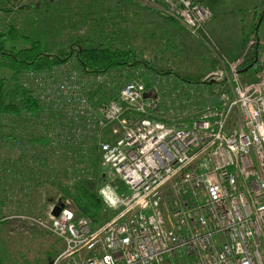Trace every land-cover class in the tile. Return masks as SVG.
<instances>
[{"label": "built area", "instance_id": "1", "mask_svg": "<svg viewBox=\"0 0 264 264\" xmlns=\"http://www.w3.org/2000/svg\"><path fill=\"white\" fill-rule=\"evenodd\" d=\"M144 1L161 2L192 36L214 16L195 0ZM255 45L253 80L240 72L244 57L224 56L201 81L205 90L185 85L161 101L155 87L135 81L99 114L84 98H68L83 124L96 115L99 130H110L100 160L121 185L100 187L116 212L102 224L66 204L58 217L54 206L48 219H33L63 243L50 264H264V42ZM166 110L181 120L166 122Z\"/></svg>", "mask_w": 264, "mask_h": 264}, {"label": "rangeland", "instance_id": "2", "mask_svg": "<svg viewBox=\"0 0 264 264\" xmlns=\"http://www.w3.org/2000/svg\"><path fill=\"white\" fill-rule=\"evenodd\" d=\"M195 1L214 12L198 36H192L161 2L0 0V30L18 28L21 42L40 38L49 54L64 57L77 48L112 40L154 68V72L141 71L135 76L126 68L113 70L102 73V82L95 80L99 75L73 59L44 74H22L16 81L12 73L4 72L6 99L19 104L16 90L23 85L34 91L42 113L37 118L24 112L7 115L0 122V264H50L59 256L63 243L33 221L48 219L54 206L66 204L76 216L95 225L116 214L100 195L103 184L121 185L100 160L99 144L110 136V130H99L96 115L90 127L83 124L84 118L75 110L79 104L68 98H84L93 113L99 114V108L119 98L127 83L143 82L151 88L163 86L169 78L180 83H190L183 81L189 79L197 90H205L199 82L217 70L224 56L233 61L244 57L245 62L256 57V45L250 43L264 42V0ZM168 43L176 49L169 50ZM165 73L172 75H161ZM60 83L67 89L61 90ZM157 93L161 101L170 98L169 93ZM162 117L173 125L182 118L175 114ZM80 183H86L102 200L104 209L99 215L81 200Z\"/></svg>", "mask_w": 264, "mask_h": 264}, {"label": "trees", "instance_id": "3", "mask_svg": "<svg viewBox=\"0 0 264 264\" xmlns=\"http://www.w3.org/2000/svg\"><path fill=\"white\" fill-rule=\"evenodd\" d=\"M19 35L20 30L14 26H6L0 30V122L7 115L20 116L24 112L37 118L42 113L39 99L33 91L23 85H18L16 90L19 104L6 99L5 71L12 73V77L16 81L22 74H41L73 59L81 68L92 74H102L121 68L128 69L131 76H135L141 71H143L142 73L154 72V68L149 61L143 62L136 52L122 49L112 40L101 46L87 49L77 48L72 52L73 54L58 57L49 54L46 44L40 38L30 37L27 38L28 41L25 43L19 40ZM167 47L169 50L176 49L172 43H168ZM255 49L258 50L256 51V57L248 62L246 61L240 71L246 80H253L259 72L256 60L261 54V48L255 47ZM161 75L170 76L172 74L165 73ZM178 79L181 80L180 76H178ZM183 81L193 83L189 79ZM199 84H202V82H199ZM77 190L81 200L96 215L102 213L104 209L102 200L97 194L90 191L86 183L78 184Z\"/></svg>", "mask_w": 264, "mask_h": 264}, {"label": "crops", "instance_id": "4", "mask_svg": "<svg viewBox=\"0 0 264 264\" xmlns=\"http://www.w3.org/2000/svg\"><path fill=\"white\" fill-rule=\"evenodd\" d=\"M27 74H30V73H27ZM176 81L177 80L175 78H169L167 81L164 80L165 83H163V86L155 85V88H156V90H159L161 93L168 94L169 92H171V94H172L174 91H176V89H179V88L182 89L183 86H185V85H187L186 90H188V91L192 89L191 87L195 88L197 86V84H193V83H180L179 81H177V82ZM164 91H166V92H164ZM33 93H34V91H33Z\"/></svg>", "mask_w": 264, "mask_h": 264}, {"label": "water", "instance_id": "5", "mask_svg": "<svg viewBox=\"0 0 264 264\" xmlns=\"http://www.w3.org/2000/svg\"><path fill=\"white\" fill-rule=\"evenodd\" d=\"M62 207L60 205L55 206L54 210H53V216L54 217H58L61 213Z\"/></svg>", "mask_w": 264, "mask_h": 264}, {"label": "clouds", "instance_id": "6", "mask_svg": "<svg viewBox=\"0 0 264 264\" xmlns=\"http://www.w3.org/2000/svg\"><path fill=\"white\" fill-rule=\"evenodd\" d=\"M107 203L109 204L110 207H115L116 206L114 201H107Z\"/></svg>", "mask_w": 264, "mask_h": 264}]
</instances>
